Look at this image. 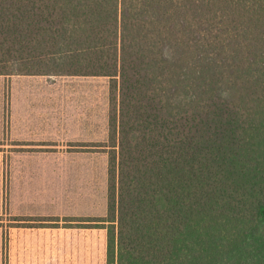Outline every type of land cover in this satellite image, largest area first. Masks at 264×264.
I'll return each mask as SVG.
<instances>
[{"label":"trees","instance_id":"16d2710c","mask_svg":"<svg viewBox=\"0 0 264 264\" xmlns=\"http://www.w3.org/2000/svg\"><path fill=\"white\" fill-rule=\"evenodd\" d=\"M0 76L109 79L105 264H264V0H0Z\"/></svg>","mask_w":264,"mask_h":264},{"label":"crops","instance_id":"0c3cea01","mask_svg":"<svg viewBox=\"0 0 264 264\" xmlns=\"http://www.w3.org/2000/svg\"><path fill=\"white\" fill-rule=\"evenodd\" d=\"M98 80V77L0 76V163L7 141L14 216L33 219L64 216L71 214L66 208L76 207L81 210L79 215H93L100 133L102 137L107 135L105 114L100 123ZM5 90L9 111L4 116ZM102 159L105 169L106 157ZM78 229L80 233L70 237L82 240L83 234L93 231ZM11 236L13 245L29 247L35 242V247L44 248L60 247L67 233L56 227L17 226Z\"/></svg>","mask_w":264,"mask_h":264},{"label":"rangeland","instance_id":"374dc122","mask_svg":"<svg viewBox=\"0 0 264 264\" xmlns=\"http://www.w3.org/2000/svg\"><path fill=\"white\" fill-rule=\"evenodd\" d=\"M98 89L100 99V123L102 116H106V129L108 124V107H109V79L98 77ZM8 90L4 91V116L8 114ZM102 132V131H100ZM107 132V131H106ZM108 135V134H107ZM106 137H102L100 133V166L98 187L96 190L95 209L93 215L83 216L78 213L81 210L76 208H66L71 214L64 216H49L57 220L55 222H47L46 227H56V229L66 230V240L61 243V246H52L39 248L35 247L36 243H30L29 247H19L11 242V235L14 233V228L17 226H27L26 222L18 221L21 218L14 216L11 212L10 200V178H9V162L7 150L9 142L4 141V154L2 163H0V264L2 259H6V264H105L106 251V231L102 228H88V234H83L82 240H77L70 237L71 234L78 235L81 227H90L79 222H68L67 220H81L102 218L106 215V178L107 170L102 164L103 157L108 161L107 149L103 145L107 142ZM107 166V164H106ZM80 207V205H79ZM58 217V218H57ZM90 217V218H88ZM92 217V218H91ZM24 219V218H22ZM53 229V228H52ZM77 229V231H73ZM83 229V228H82Z\"/></svg>","mask_w":264,"mask_h":264}]
</instances>
